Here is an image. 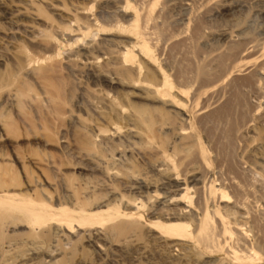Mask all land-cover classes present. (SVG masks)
<instances>
[{
    "label": "rangeland",
    "instance_id": "1",
    "mask_svg": "<svg viewBox=\"0 0 264 264\" xmlns=\"http://www.w3.org/2000/svg\"><path fill=\"white\" fill-rule=\"evenodd\" d=\"M31 1L32 5L23 7L22 0H0V77L15 70L16 55L19 56L22 52L32 57H55L58 54V59L63 63L68 57L70 60H78L82 66L96 59L104 68L102 70L112 71V66L118 68L117 58L124 53V48L132 46L134 41L127 34L116 31L111 24L120 19L121 23L127 26L128 20L136 12L140 26L143 25L142 32L146 33L143 39L149 45L155 67L166 73L174 90H183L186 93L182 99V102L185 101L181 107L182 111L179 112L180 115L178 114V118H184L185 123L180 126L185 127L186 136L190 134L189 137L197 140L205 152L206 160L200 161L202 168L198 164L199 161L194 163V156L189 154L188 157H194L189 161L186 153H176L173 163L178 160L177 165L181 162L182 168L174 164L175 172L178 173L185 168L180 173H190L193 167L196 172H202V182L206 190L213 185L215 188H224L229 196H236V189L239 188L238 191L243 196L249 195L246 198L252 215L248 216L244 227L242 226L246 235V243L242 247L247 248L260 260L245 264H264V248L258 245L256 237L248 231L251 217L258 218L260 211L264 209V180L259 177L264 178L260 171V167L264 165V0H158L150 17L147 16V11L153 0H125L130 6L125 12H117L119 5L115 7L113 4L107 5L108 0ZM15 6L25 8L27 12L21 11L20 14L10 15L7 9ZM81 10L86 13L87 20L80 14ZM109 17L114 21L110 22ZM89 21L91 24L104 27L105 30H97L93 37L94 41L101 44L99 51L85 54L83 50L91 39L75 38L77 33L73 31L78 22L88 25ZM66 27H72L73 31L64 32ZM68 34L71 36L68 37ZM49 37L61 43L58 52L46 51L43 48ZM133 50L136 52L135 48ZM138 58L144 70L153 71L146 61ZM199 68L206 71V76L198 75ZM56 77V82L69 89L65 98L73 115L88 121L95 119L86 101L88 93L100 91L114 96L131 91L127 87L115 88L104 80L95 82L92 76L86 73L74 76L63 73ZM23 89L37 93L31 81H27ZM224 106H229V111L231 109L235 111L232 110L226 115L221 113L220 117L214 119L217 111L221 110L220 107ZM40 109L38 113L26 107L17 109L0 96V120L5 121L4 133L7 135L6 141L0 145V176L15 172L22 192L32 197L48 192L52 196V204H55L57 203L55 197H59L60 193L55 181H51L53 184L51 186L46 184L40 179L38 171L27 163L25 164L27 168L22 169L13 158L16 153L36 154L39 157L51 155L64 164L62 173L67 175L65 177L69 182L76 185L93 181L98 174L89 170L87 161L68 156L69 154L59 146L44 147L42 140L40 141L44 134L58 141L62 135L50 132V128L46 127L49 122L43 112L44 106ZM227 118L230 122L225 121ZM25 123H29L33 130ZM66 126L67 138L71 139L77 132L76 125ZM215 137L218 138L217 141ZM218 141H224L226 145L223 146L220 142L217 146ZM228 142L231 144L230 147L227 146ZM222 146L226 147V150L222 149ZM229 150L230 156L223 155ZM220 154L227 157L221 158ZM224 159L226 161L223 162ZM188 163L191 165L194 163L195 167L193 165L187 167ZM225 163L230 166L226 167ZM131 166L132 170L143 174L142 177L145 175L157 178L156 171L139 159L135 158ZM199 168L202 170H198ZM229 168L230 171L232 169L231 172H227ZM48 175L51 180L56 179V174ZM35 177H39L40 185L35 188L27 187L26 182ZM92 178L94 179L91 180ZM221 179L225 184L220 182ZM243 187L247 190L242 189ZM142 191L144 192L143 189ZM161 191L163 190L160 189V193L164 192ZM117 192L128 195L125 189L119 188ZM145 195L144 193L143 196ZM239 224L241 226L243 223ZM93 232L80 231L78 242L75 238L76 243L71 245L65 241L62 233L41 238L30 235L26 225L5 226L3 239L4 242L10 243V248L4 246L0 248V264H233L223 247L210 251L198 245V259L196 256L185 259L179 252L171 250L163 239L158 241V236L156 237L153 232L143 233L138 237H103L105 234L102 231L98 233L99 235ZM217 238L222 241L221 235ZM231 244L234 243L226 240L224 243L222 241L221 246L229 247Z\"/></svg>",
    "mask_w": 264,
    "mask_h": 264
},
{
    "label": "bare ground",
    "instance_id": "2",
    "mask_svg": "<svg viewBox=\"0 0 264 264\" xmlns=\"http://www.w3.org/2000/svg\"><path fill=\"white\" fill-rule=\"evenodd\" d=\"M157 1L153 0L150 4L147 11L148 17L154 11ZM22 4L23 7L30 6L32 1L22 0ZM106 4H113L114 7L119 5L117 7L119 9L116 8L117 12H125L126 9L130 8L125 0H108ZM7 10L10 15L20 14L21 11L27 12L25 8L16 6ZM81 11L80 14L87 20L86 13ZM111 21L114 20L111 19ZM139 21L137 13L134 12L132 18L128 20L127 26H124L120 19L111 24L116 31L127 34L134 41L132 46L125 47L124 53L117 58L118 64H115L118 65V68L115 69L112 66L114 71L113 68H111L112 71L102 70L104 68L99 65L100 62L96 59L90 60L91 62H88L86 66L85 64L82 66L81 63L77 62L78 60H70L71 58L68 59V57L66 60L64 59L63 63L58 59V54L55 57H32L30 54L22 52L19 56L18 54L17 57L15 56V70L0 77V96L2 100L9 102L10 106L17 109L26 107L34 113H38L41 110L40 107L44 106L43 112L48 117L49 122L46 127L50 128L51 133L62 135L58 141L54 140L52 136L44 134L43 138L40 139L44 147L59 146L67 152L66 154H69L68 156L71 155L76 159L87 161L89 170L96 175L98 174L97 178L91 179H94L93 181L89 180L85 184L76 185L69 182L65 177L67 175L62 173L64 164L55 160L51 155L39 157L36 154L22 155L16 153L17 155L13 158L15 162L21 165L22 169L27 168L26 163L31 165L38 171L40 179L46 184L51 186L53 185L51 181H55V186L60 193L59 197H55L57 203L52 204V196L48 192H42L41 195L34 197L22 192L15 172L0 176V248L4 246L8 249L10 245L3 239L5 226L26 225L30 235L47 238L53 234L62 233L64 234L63 238L64 236L66 238L65 241L71 245L78 242L79 232L85 230L88 232L93 230L95 234L102 231L105 234L103 237H138L143 233L153 232L156 237L158 236V241L163 239L164 243L171 247V250L179 252L185 259L197 257L198 245H200L205 250L210 251L219 247L225 248V254L233 264H245L260 260L247 248L242 247L246 243V235L242 228L248 216L252 215V211L250 212V208L248 209L246 198L249 195L243 196L238 191L239 188L236 189V196H229L223 187V189L215 188L212 185L206 190L202 182V172H196L193 167L190 173L181 174L180 172L185 168L178 173L175 172V166L177 167L181 163L177 165L178 160L173 163L176 153H186L189 161L195 157L197 161L194 159V163L199 161L198 164H200V161L206 160L205 152L197 140H192L193 137H189L190 134L186 136L185 127L183 129L180 126L185 120L184 118L179 119L178 114L182 111L181 107L185 102H182V99L186 93L183 90H174L166 73L161 68L155 67V60L151 55L149 45L143 39L146 33L142 32L143 25L140 26ZM89 22L88 25L78 22L74 28L75 31L72 30L73 26L64 29L66 33L76 32L75 38L91 39L83 50L85 54L99 51L101 44L94 41L93 37L97 34V30H105L104 27ZM107 24L109 25V22ZM67 36L70 37L71 34ZM43 48L46 51L58 52L61 43L49 37L48 41L44 42ZM133 48L136 49V52ZM138 57L146 61L153 71L144 70ZM107 62L109 63V59ZM62 72L73 76L86 73L91 75L95 82L104 80L109 85H114L115 88L118 86L127 87L131 91L113 94L114 96H111V93L89 91L90 94L88 93L86 101L95 119L84 120L74 116L68 107L65 95L69 89L56 82V76L63 74ZM199 74L204 77L206 71L199 68ZM27 81H31L37 89V93L23 89V85ZM239 104L241 105V103ZM220 108L221 110L217 111L214 119L220 117L221 113L226 115L232 110L235 111L234 109L229 111V106ZM175 118L179 120L177 121L179 123L175 121L177 120ZM228 118L223 120L228 121ZM25 124L31 127L29 123ZM66 124L76 125L77 132L71 139L67 138ZM4 128L5 121L0 120V145L7 139ZM31 130H33L32 127ZM219 136L218 138H220ZM229 136L225 137L229 138ZM222 138L224 139V137ZM220 142H216L217 146ZM221 143L223 146L226 145L224 141ZM230 145L228 142L227 146L230 147ZM223 146L222 149H225L226 147ZM230 152L229 150L227 154L224 153L223 155L230 156ZM189 154L194 157H188ZM217 154L219 153L217 152ZM222 157L224 156L221 155ZM135 158L154 169L157 178H149L145 175L142 177L143 174H138L139 172L132 170L131 165ZM227 160L229 163V159ZM224 161L226 160L224 159ZM223 162L221 163L223 164ZM174 164L176 165L174 166ZM188 164L187 167L193 165ZM198 164L196 165L199 166ZM229 166L226 164V167ZM260 168L264 174V165ZM231 171L229 168L227 172ZM49 173L56 174V179L51 180ZM259 177L264 180L261 176ZM216 178L218 179V177ZM40 179L35 177L26 182V186L35 188L40 185ZM223 179L220 182L225 184ZM226 179L230 181V178ZM192 183L193 185H191ZM199 184L202 186H198ZM119 188L125 189L128 195L117 192ZM160 189L164 192L161 191L163 193H160ZM242 189L247 190L244 187ZM144 193L145 196H143ZM258 216V218L251 217L248 231L256 237L258 245L264 248V209L262 212L260 211ZM239 223L243 224L240 226ZM220 235L223 243L229 240L234 244L228 245L229 247L221 246L222 241L217 238ZM75 238L77 239L76 242H74ZM8 252L6 251V253Z\"/></svg>",
    "mask_w": 264,
    "mask_h": 264
}]
</instances>
